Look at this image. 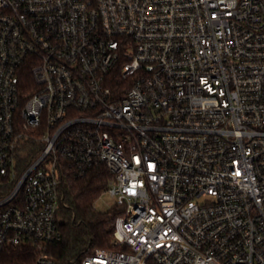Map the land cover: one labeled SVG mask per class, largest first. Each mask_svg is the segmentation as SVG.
Here are the masks:
<instances>
[{
    "label": "built area",
    "instance_id": "built-area-1",
    "mask_svg": "<svg viewBox=\"0 0 264 264\" xmlns=\"http://www.w3.org/2000/svg\"><path fill=\"white\" fill-rule=\"evenodd\" d=\"M94 164L121 212L80 264H264V0H0V264H56Z\"/></svg>",
    "mask_w": 264,
    "mask_h": 264
},
{
    "label": "trees",
    "instance_id": "trees-1",
    "mask_svg": "<svg viewBox=\"0 0 264 264\" xmlns=\"http://www.w3.org/2000/svg\"><path fill=\"white\" fill-rule=\"evenodd\" d=\"M22 92L30 93L34 81L30 71L20 81ZM112 174L104 164L90 166L83 175L68 168L62 179V207L59 210L61 238L48 245L56 264H80L96 248H111L115 220L121 207L112 204L100 210L95 202L109 187Z\"/></svg>",
    "mask_w": 264,
    "mask_h": 264
},
{
    "label": "rangeland",
    "instance_id": "rangeland-1",
    "mask_svg": "<svg viewBox=\"0 0 264 264\" xmlns=\"http://www.w3.org/2000/svg\"><path fill=\"white\" fill-rule=\"evenodd\" d=\"M114 202V198L107 192H104L95 202V205L100 210L108 209ZM79 264V263H78Z\"/></svg>",
    "mask_w": 264,
    "mask_h": 264
}]
</instances>
